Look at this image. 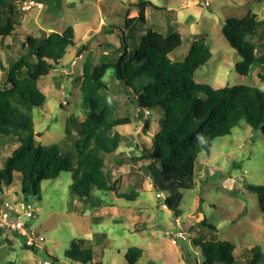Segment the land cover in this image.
Returning <instances> with one entry per match:
<instances>
[{"label":"rangeland","instance_id":"rangeland-1","mask_svg":"<svg viewBox=\"0 0 264 264\" xmlns=\"http://www.w3.org/2000/svg\"><path fill=\"white\" fill-rule=\"evenodd\" d=\"M138 1L62 0L59 5L48 7L44 4L29 13L18 6V18L27 34H23L21 40L8 37L0 44V87H4L5 82L3 68L8 65L9 58H17L22 53V41H26L28 34L41 35L43 31L50 34L52 30L63 33L69 26L75 30L76 46L70 48L60 64L38 83L46 96V103L33 111L38 145H60L66 137L68 120H84L80 85L84 59L90 51L97 58L101 44L119 46L123 32L133 45L135 42L139 45L134 38L144 33L145 25L138 22L131 29L126 27L137 21ZM144 1L160 8L146 10L155 30L182 35V46L171 55L172 61H183L197 41L209 46L212 58L196 72V83L213 89L246 85L264 91V82L259 78V74L264 77V68L254 66L248 76L239 74L237 65L243 59L222 33L227 20L243 18L249 12L256 14L263 22L262 39L259 43L258 39L254 41L256 55H263L264 1ZM109 27L118 30L108 34ZM20 30L21 26L17 28L18 32ZM84 46L86 51H83ZM79 53L83 58L78 57ZM104 80L110 88L109 100L117 117L132 119L131 124L118 128L125 141L113 157L107 158L108 169L113 172L116 191L127 194L135 191L138 199L132 203L122 200V204L111 206V196L101 193L106 206L90 210L72 195L70 173L44 181L41 199L33 196L27 199L38 211L32 226L45 237V242L40 250L32 251L23 249V240L12 234L8 237L12 245L0 238V264H75L65 253L74 241L82 239L90 241L94 249L93 262L98 264H131L126 255L133 248L143 252L136 264H187L185 255L203 264V254L194 246L195 241L233 243L237 264H250L251 250L255 247H260L264 254V213L257 195L249 188L264 185V132L243 123L230 136L214 140L209 153L202 151L196 164V187L182 191L183 200L176 214L163 207L167 192H162V198H158V191L143 167L149 161L134 160L151 148L153 136L160 129L161 110L154 109L152 115L145 116L144 110L138 113L137 102L125 93L111 71ZM145 120L151 124L147 133L144 132ZM73 134L76 135L75 130ZM1 144L3 158L10 156L17 146L7 139L1 140ZM118 159H123L124 165L119 166ZM6 197L10 202L22 198L20 176L15 177L13 186L5 192ZM204 219L215 230L200 225ZM186 228L193 230L187 232Z\"/></svg>","mask_w":264,"mask_h":264},{"label":"trees","instance_id":"trees-1","mask_svg":"<svg viewBox=\"0 0 264 264\" xmlns=\"http://www.w3.org/2000/svg\"><path fill=\"white\" fill-rule=\"evenodd\" d=\"M27 1L0 0V44L8 37L21 40V36L27 34L17 14L18 6L22 8ZM36 1L48 7L62 2ZM148 7L160 9L151 2L139 0L137 21L131 26L126 24L129 29L138 22L145 25L144 33L134 38L139 45L136 42L133 45L123 32L119 46L101 44L99 57L90 51L84 59L80 85L84 120H68L66 137L60 145L37 144L33 111L46 103L39 81L60 64L70 48L76 46L74 28L69 26L63 33L52 30L50 34L46 31L41 35L28 34L26 41H22V53L8 59V65L3 68L4 87H0V202L8 200L5 192L13 186L16 176L21 178L22 198L19 200L29 202L30 196L41 199L44 181L55 180L62 173L71 174V193L86 209L106 206L101 193L111 196V206L122 200L132 203L138 199L139 194L135 191L129 194L116 191L113 172L107 165V158L113 157L125 141L118 128L132 123L130 117H117L109 100L110 88L104 80L109 71L123 85L125 93L133 96L138 113L144 110V116L152 115L154 109L162 112L160 129L153 136L151 148L134 160L149 161L143 166L146 174L157 194L168 193L165 204L176 214L183 200L182 191L196 187V164L202 151L209 153L214 140L230 136L243 123L264 132V91L246 85L213 89L196 83V72L212 58L209 46L197 41L183 61H172L171 55L182 46V35L178 32L164 35L155 30L156 26L146 16ZM262 23L256 14L249 12L243 18L227 20L222 30L243 59L237 65L241 75L248 76L254 66L264 68V54L256 55L254 43L256 39L257 43L262 39ZM115 29L118 30L109 27L108 34H114ZM86 50L84 46L83 51ZM81 55L79 53L78 57ZM259 78L264 82L261 74ZM150 128V122L145 120L144 132H149ZM6 139L17 146L10 156L3 158L1 140ZM116 162L119 166L124 165L123 159ZM249 188L257 195L264 213V185ZM199 224L215 230L206 219ZM185 230L192 232L193 229ZM13 236L21 238L16 234ZM8 237L0 229V238L12 245L13 241ZM194 246L200 248L203 264H237L235 246L229 241H195ZM22 248L40 250L28 247L24 241ZM142 254V250L133 248L126 258L136 264ZM65 255L75 264H98L93 262V246L85 239L74 241ZM184 259L187 264H199L189 255ZM250 260V264H264L260 247L251 250Z\"/></svg>","mask_w":264,"mask_h":264},{"label":"built area","instance_id":"built-area-1","mask_svg":"<svg viewBox=\"0 0 264 264\" xmlns=\"http://www.w3.org/2000/svg\"><path fill=\"white\" fill-rule=\"evenodd\" d=\"M205 6H209V3H205ZM42 7L43 4L36 0H28L21 9L23 12L29 13ZM79 58H83V56L81 55ZM1 61L2 55L0 53V63ZM75 63L76 61H74ZM157 196L162 198L161 194H157ZM163 207L167 208V205L164 204ZM37 213V209L30 202L20 200L17 202H10L9 200L0 202V229L4 230L7 235H19L28 247L41 248L45 242V237L39 235L32 226V222L37 218ZM182 238L185 239L184 236ZM44 264L49 263L45 262Z\"/></svg>","mask_w":264,"mask_h":264},{"label":"crops","instance_id":"crops-1","mask_svg":"<svg viewBox=\"0 0 264 264\" xmlns=\"http://www.w3.org/2000/svg\"><path fill=\"white\" fill-rule=\"evenodd\" d=\"M138 2H139V1H138ZM152 4H153V3H152ZM153 5H154V4H153ZM148 8H151V7H148ZM148 8H147V9H148ZM147 19H148V18H147ZM148 20H149V19H148ZM159 32H160V31H159ZM164 35H166V34H164Z\"/></svg>","mask_w":264,"mask_h":264}]
</instances>
